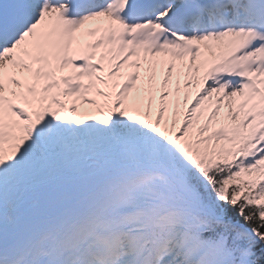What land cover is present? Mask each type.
Segmentation results:
<instances>
[{
    "label": "snow or ice",
    "instance_id": "1",
    "mask_svg": "<svg viewBox=\"0 0 264 264\" xmlns=\"http://www.w3.org/2000/svg\"><path fill=\"white\" fill-rule=\"evenodd\" d=\"M0 264H264V0H0Z\"/></svg>",
    "mask_w": 264,
    "mask_h": 264
}]
</instances>
